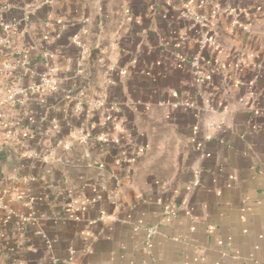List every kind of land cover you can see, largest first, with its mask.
Instances as JSON below:
<instances>
[{
    "label": "crops",
    "instance_id": "obj_1",
    "mask_svg": "<svg viewBox=\"0 0 264 264\" xmlns=\"http://www.w3.org/2000/svg\"><path fill=\"white\" fill-rule=\"evenodd\" d=\"M6 59L55 82L5 107L0 264H264V0H0Z\"/></svg>",
    "mask_w": 264,
    "mask_h": 264
},
{
    "label": "built area",
    "instance_id": "obj_2",
    "mask_svg": "<svg viewBox=\"0 0 264 264\" xmlns=\"http://www.w3.org/2000/svg\"><path fill=\"white\" fill-rule=\"evenodd\" d=\"M216 13V12H215ZM245 29H248V26L245 27ZM203 45L209 43L211 45H213V47L215 49H218V34L214 33L210 36H205V38H203L202 40ZM22 65L23 66H27L28 62H27V58H23L22 60ZM0 68L3 72H10L11 68H12V64L10 62V60L6 59V60H1L0 61ZM4 74V73H3ZM55 80L52 78H43L41 82H35V83H31L30 85H28L27 87L24 88H20V89H13L10 88L8 86V84H6V90L0 91V146L1 145H6L7 140L4 136V132H3V128H4V123L7 119V113L5 111V107L7 104H9L11 101H14L19 95H26L28 93H34V92H46L47 90L51 89L54 85ZM213 123H209V126H213ZM83 135H79L78 139H83ZM176 210V207H167L165 212L167 214L173 213ZM157 232V228H151L149 229V233H148V243L150 244L151 239L153 237V235H155Z\"/></svg>",
    "mask_w": 264,
    "mask_h": 264
},
{
    "label": "water",
    "instance_id": "obj_3",
    "mask_svg": "<svg viewBox=\"0 0 264 264\" xmlns=\"http://www.w3.org/2000/svg\"><path fill=\"white\" fill-rule=\"evenodd\" d=\"M18 165V156L7 145L0 146V170L4 167H9L10 177H16Z\"/></svg>",
    "mask_w": 264,
    "mask_h": 264
}]
</instances>
